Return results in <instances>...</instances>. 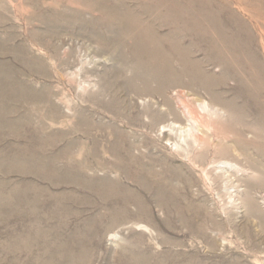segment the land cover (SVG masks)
I'll use <instances>...</instances> for the list:
<instances>
[{"label":"rangeland","instance_id":"obj_1","mask_svg":"<svg viewBox=\"0 0 264 264\" xmlns=\"http://www.w3.org/2000/svg\"><path fill=\"white\" fill-rule=\"evenodd\" d=\"M0 264H264V0H0Z\"/></svg>","mask_w":264,"mask_h":264}]
</instances>
